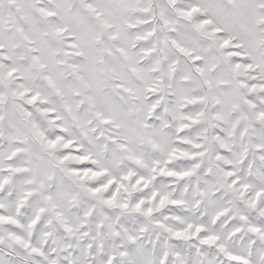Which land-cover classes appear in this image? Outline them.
<instances>
[{"label":"snow or ice","instance_id":"1","mask_svg":"<svg viewBox=\"0 0 264 264\" xmlns=\"http://www.w3.org/2000/svg\"><path fill=\"white\" fill-rule=\"evenodd\" d=\"M0 264H264V0H0Z\"/></svg>","mask_w":264,"mask_h":264}]
</instances>
